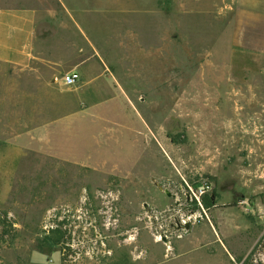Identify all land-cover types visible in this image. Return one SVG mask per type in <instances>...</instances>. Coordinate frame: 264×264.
<instances>
[{"label": "rangeland", "instance_id": "obj_1", "mask_svg": "<svg viewBox=\"0 0 264 264\" xmlns=\"http://www.w3.org/2000/svg\"><path fill=\"white\" fill-rule=\"evenodd\" d=\"M65 1L141 95L87 172L22 147L49 100L0 75V264H264V0ZM202 182L215 204L173 228Z\"/></svg>", "mask_w": 264, "mask_h": 264}, {"label": "crops", "instance_id": "obj_2", "mask_svg": "<svg viewBox=\"0 0 264 264\" xmlns=\"http://www.w3.org/2000/svg\"><path fill=\"white\" fill-rule=\"evenodd\" d=\"M90 17L69 11L65 0H0V75L14 80L22 98L49 100L26 120L18 142L87 172L108 160L110 141L121 139L109 134L110 125L124 134L126 105L141 95L117 64L100 58L85 25ZM70 73L78 79L66 85L62 77Z\"/></svg>", "mask_w": 264, "mask_h": 264}, {"label": "built area", "instance_id": "obj_3", "mask_svg": "<svg viewBox=\"0 0 264 264\" xmlns=\"http://www.w3.org/2000/svg\"><path fill=\"white\" fill-rule=\"evenodd\" d=\"M78 79V75L75 73H70V74H65L62 77V81L66 85H72L76 82ZM212 191V186L208 182H202L200 184L196 185H188L186 184L185 190H184V197H185V203L183 204L184 206H188L189 208L194 209L195 211L199 212V216L197 218L192 217H185L184 215L179 214L177 212L176 216L178 215L180 217V223L179 229L182 231H186L183 229V226L186 223H189V225H193L199 221V219H202L203 216L206 217V209L203 204V198L205 196H210V193Z\"/></svg>", "mask_w": 264, "mask_h": 264}, {"label": "trees", "instance_id": "obj_4", "mask_svg": "<svg viewBox=\"0 0 264 264\" xmlns=\"http://www.w3.org/2000/svg\"><path fill=\"white\" fill-rule=\"evenodd\" d=\"M216 195L214 194V192L212 193L211 196H205L203 198V204L205 209H209L211 206H213L215 204L214 202V197ZM0 225L2 227V237H4L5 235L9 234V228L11 227L10 223L7 222L4 218L0 219ZM63 222H58L55 225V228H52L49 231V234H51V236H49L50 238H48L52 244L59 246V252H60V259L61 262L64 263L66 261V256L63 252V250L65 249V232L62 230V226H63ZM9 244L11 245V243L9 242ZM257 245L255 246V248L253 249V251L250 253V256L253 255L254 251L256 250Z\"/></svg>", "mask_w": 264, "mask_h": 264}, {"label": "flooded vegetation", "instance_id": "obj_5", "mask_svg": "<svg viewBox=\"0 0 264 264\" xmlns=\"http://www.w3.org/2000/svg\"><path fill=\"white\" fill-rule=\"evenodd\" d=\"M179 214L181 215H184L185 217H192L191 219L193 218H197L199 216V212L195 211L194 209L192 208H189L188 206H184L183 207V210L181 212H179ZM173 223H175V227L174 225L172 224L171 226L173 228H176V226H179V223H180V217L177 215L175 218H173Z\"/></svg>", "mask_w": 264, "mask_h": 264}, {"label": "water", "instance_id": "obj_6", "mask_svg": "<svg viewBox=\"0 0 264 264\" xmlns=\"http://www.w3.org/2000/svg\"><path fill=\"white\" fill-rule=\"evenodd\" d=\"M179 228H180V227H179ZM188 228H189V223H186V224L183 226V229H184V230H187ZM160 237H161V240L166 241V240H165V237L163 236L162 233H161Z\"/></svg>", "mask_w": 264, "mask_h": 264}]
</instances>
